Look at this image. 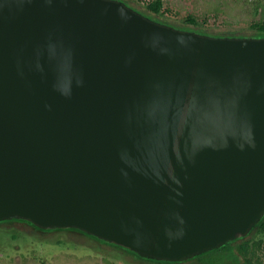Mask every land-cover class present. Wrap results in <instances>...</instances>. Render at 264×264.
Instances as JSON below:
<instances>
[{"label": "water", "instance_id": "water-1", "mask_svg": "<svg viewBox=\"0 0 264 264\" xmlns=\"http://www.w3.org/2000/svg\"><path fill=\"white\" fill-rule=\"evenodd\" d=\"M264 215V37L120 0H0V220L184 261Z\"/></svg>", "mask_w": 264, "mask_h": 264}, {"label": "rangeland", "instance_id": "rangeland-1", "mask_svg": "<svg viewBox=\"0 0 264 264\" xmlns=\"http://www.w3.org/2000/svg\"><path fill=\"white\" fill-rule=\"evenodd\" d=\"M155 0H130L136 7ZM259 0H162L161 19L182 25L190 15L197 28L214 35H243L263 19ZM261 1V0H260ZM184 24V23H183ZM203 26V27H202ZM264 238V235H260ZM0 264H156L139 261L119 248L82 233L43 232L17 222L0 224Z\"/></svg>", "mask_w": 264, "mask_h": 264}, {"label": "trees", "instance_id": "trees-1", "mask_svg": "<svg viewBox=\"0 0 264 264\" xmlns=\"http://www.w3.org/2000/svg\"><path fill=\"white\" fill-rule=\"evenodd\" d=\"M123 1L126 5L133 8L134 10L140 12L141 14L149 17L152 20H155L159 23L166 24L173 26L175 28L181 30H188L194 31L199 34L209 35L214 37H252V38H261L264 37V20H256L249 25V32L247 34H239L237 35H214L207 31L197 28L199 23L196 21L195 17L188 16L184 20V24H174L168 21H164L160 17V13H162V0H155L149 2L147 6L143 7H136L132 5L130 0H120ZM261 11L262 14L264 13V0H259L257 3V10ZM203 27V26H202ZM1 221V220H0ZM6 221L5 223H12L17 222L21 224H26L30 227L38 231L43 232H51V231H67V232H74V233H82L89 238L96 240L97 242L106 244L108 246L119 248V250L124 251L126 254L133 256L135 259L139 261H145L149 263H156V264H264V238L260 237V235H264V215L260 219V221L255 224L251 230L244 236H239L233 240L228 241L227 243L223 244L222 246L204 252L202 254L196 255L191 259L184 260V261H167V260H154V259H147L142 258L135 252H132L128 249L121 248L116 244L109 243L104 240H100L90 234L82 232L77 229H51V230H42L36 227L31 222L22 220V219H10V220H3Z\"/></svg>", "mask_w": 264, "mask_h": 264}, {"label": "flooded vegetation", "instance_id": "flooded-vegetation-1", "mask_svg": "<svg viewBox=\"0 0 264 264\" xmlns=\"http://www.w3.org/2000/svg\"><path fill=\"white\" fill-rule=\"evenodd\" d=\"M6 221H0V224H7V223H5Z\"/></svg>", "mask_w": 264, "mask_h": 264}]
</instances>
